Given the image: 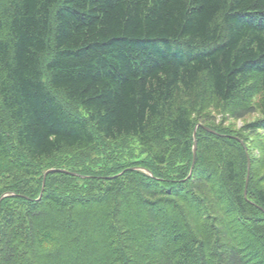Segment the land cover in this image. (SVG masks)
Wrapping results in <instances>:
<instances>
[{
    "label": "trees",
    "instance_id": "obj_1",
    "mask_svg": "<svg viewBox=\"0 0 264 264\" xmlns=\"http://www.w3.org/2000/svg\"><path fill=\"white\" fill-rule=\"evenodd\" d=\"M262 152L264 0H0V264H264Z\"/></svg>",
    "mask_w": 264,
    "mask_h": 264
},
{
    "label": "rangeland",
    "instance_id": "obj_2",
    "mask_svg": "<svg viewBox=\"0 0 264 264\" xmlns=\"http://www.w3.org/2000/svg\"><path fill=\"white\" fill-rule=\"evenodd\" d=\"M256 117H258V114L257 113H254V114H252V115H249V116H247V117H245L243 120H232V119H229V120H226V122H225V124H229L232 128H234L236 131H239L240 130V128H241V126L243 125V123H246V122H249V121H252V120H254V118H256ZM263 134V133H262ZM194 148V147H193ZM262 153H264V152H262ZM193 156H195V154H193ZM263 173V172H262ZM123 198V197H122ZM119 202L123 205V200L122 199H120L119 200ZM133 202V201H132ZM135 202V201H134ZM137 201L135 202V204H136V206H135V204H134V206L135 207H137ZM120 204V205H121ZM60 219H58L57 217H56V224H60ZM161 223H163L162 221H161ZM164 224V223H163ZM101 228V230L102 231H100V228ZM82 231H83V233H82V235H83V237H85V239H86V241L87 242H82V244H81V246H82V248H85V246H87V248H85L86 249V252H87V249L88 250H93V248H95V246H96V248H97V245L99 246L100 245V243H101V241L99 240V235H100V232L102 233L103 232V228L100 226V225H98V227L96 228V226H95V221L94 220H92V219H83V226H82V229H81ZM157 236H161V234L159 233V234H156V237ZM91 249H90V248ZM100 247V246H99ZM98 249V248H97ZM99 250H96V252H89L88 251V254L90 255V261H94L95 259H97V257H98V255H99V252H98Z\"/></svg>",
    "mask_w": 264,
    "mask_h": 264
},
{
    "label": "water",
    "instance_id": "obj_3",
    "mask_svg": "<svg viewBox=\"0 0 264 264\" xmlns=\"http://www.w3.org/2000/svg\"><path fill=\"white\" fill-rule=\"evenodd\" d=\"M195 134V132H194ZM195 151H196V144L194 145V148H193V154H195ZM248 167H249V164H248ZM50 171H54V169H49L45 172L44 176L50 172ZM56 171H62V170H56ZM248 176H249V173H247V176H246V180H245V190H244V195H246V186H247V183H248Z\"/></svg>",
    "mask_w": 264,
    "mask_h": 264
},
{
    "label": "bare ground",
    "instance_id": "obj_4",
    "mask_svg": "<svg viewBox=\"0 0 264 264\" xmlns=\"http://www.w3.org/2000/svg\"><path fill=\"white\" fill-rule=\"evenodd\" d=\"M59 96V95H58Z\"/></svg>",
    "mask_w": 264,
    "mask_h": 264
}]
</instances>
